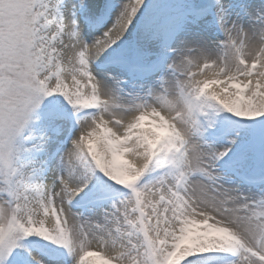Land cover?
<instances>
[{
    "label": "snow or ice",
    "instance_id": "snow-or-ice-1",
    "mask_svg": "<svg viewBox=\"0 0 264 264\" xmlns=\"http://www.w3.org/2000/svg\"><path fill=\"white\" fill-rule=\"evenodd\" d=\"M97 260L264 264V3L0 0V264Z\"/></svg>",
    "mask_w": 264,
    "mask_h": 264
},
{
    "label": "rangeland",
    "instance_id": "rangeland-1",
    "mask_svg": "<svg viewBox=\"0 0 264 264\" xmlns=\"http://www.w3.org/2000/svg\"><path fill=\"white\" fill-rule=\"evenodd\" d=\"M244 2H246V3H255V2H257V0H244ZM259 2L260 3H264V0H259ZM97 264H100V262L98 260H97Z\"/></svg>",
    "mask_w": 264,
    "mask_h": 264
},
{
    "label": "bare ground",
    "instance_id": "bare-ground-1",
    "mask_svg": "<svg viewBox=\"0 0 264 264\" xmlns=\"http://www.w3.org/2000/svg\"><path fill=\"white\" fill-rule=\"evenodd\" d=\"M89 259L92 260V259H95V258H91V257H90Z\"/></svg>",
    "mask_w": 264,
    "mask_h": 264
}]
</instances>
